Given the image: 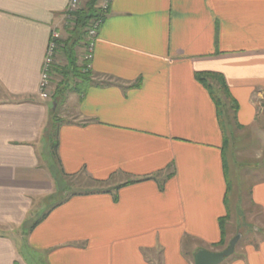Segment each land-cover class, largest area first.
I'll use <instances>...</instances> for the list:
<instances>
[{"label":"crops","instance_id":"crops-1","mask_svg":"<svg viewBox=\"0 0 264 264\" xmlns=\"http://www.w3.org/2000/svg\"><path fill=\"white\" fill-rule=\"evenodd\" d=\"M69 2L0 0V264H28L23 247L41 264H195L200 250L223 251L221 221L226 239L228 227L239 228L226 165L231 129L196 75H221L239 106L234 130L255 127L264 0H114L94 48L100 85L63 104L71 117L60 123L58 167L55 109L39 84L55 31L57 58L67 56ZM81 174L111 185L55 192ZM249 182L245 201L264 219V178ZM240 249L225 264H264V239Z\"/></svg>","mask_w":264,"mask_h":264},{"label":"rangeland","instance_id":"rangeland-1","mask_svg":"<svg viewBox=\"0 0 264 264\" xmlns=\"http://www.w3.org/2000/svg\"><path fill=\"white\" fill-rule=\"evenodd\" d=\"M89 0H82L80 4L81 9ZM68 28V33L73 32L74 26L72 24L66 25ZM78 32L72 33L70 37V43L66 44L67 54H73L75 61H80L81 55L86 52V49H81L82 45L76 42V37ZM65 36V35H64ZM68 36V35H67ZM69 38V37H67ZM66 39V37H65ZM72 46V47H71ZM75 46V47H74ZM62 54V53H61ZM64 54V55H65ZM55 59V65L61 64L62 62H68V58L62 57ZM59 69L54 71L51 75L49 98L52 101L51 107L55 108V116L62 120L63 116L66 115L70 118L71 115L67 114L66 109H63V104L66 102L67 97L70 93L77 91V84L79 79L75 77V73L72 67L78 66H58ZM72 68V69H71ZM264 103L261 105L264 112ZM71 114L74 113L72 106H68ZM64 111H66L64 113ZM259 113V118L253 129H246L242 132L230 131V150L226 152V165H227V176L229 181H231V193L229 194L230 199V210L231 213L235 214L237 211V224H232L229 228V234H227V239L225 238V243L228 244L234 237L241 234V240L236 246L237 252L241 249L246 242L247 243H258V241L264 239V219L254 208L251 209L249 201H245L246 190L248 189L250 180H258L264 178V113ZM68 115V116H67ZM239 150L238 153H236ZM240 154V155H238ZM238 155V158H237ZM59 167V166H58ZM57 167V168H58ZM110 183L103 185L93 183L90 178L81 174L69 179H60L58 185L55 187V192H58L60 197L65 195H72L74 193H86L96 190H102L110 187ZM62 199V198H60ZM48 201L52 203L55 201ZM237 200V202H236ZM48 206H44L40 209L37 217H41L46 211H48ZM250 208V209H249ZM234 218V216H233ZM218 248V247H215ZM223 248H218L216 251L222 250ZM21 256L26 260L28 264H41L38 259L33 257L25 247L21 249ZM37 259V261H35ZM228 259L223 262L224 264ZM222 263V264H223Z\"/></svg>","mask_w":264,"mask_h":264},{"label":"trees","instance_id":"trees-1","mask_svg":"<svg viewBox=\"0 0 264 264\" xmlns=\"http://www.w3.org/2000/svg\"><path fill=\"white\" fill-rule=\"evenodd\" d=\"M99 3H100V0H89L85 4V6H83V8L79 9L74 14V17H75L74 24L75 25L73 27L74 30H72L73 32H71V33L78 32L77 33L78 36L76 37V39H77L76 42L81 44L82 45L81 47L82 48L84 47L86 49V52L83 55L82 64H77V61H75V59L73 57L74 55L69 53V55H67V58H68V65L67 66H78V67H72V68H73V71L75 73V77L77 79H79V81H80L76 87L77 91H79V92L80 91L84 92L90 86L100 85V84H96L93 80L94 77H93V74L91 73L92 66H91V69H89L87 66L88 63L84 60V57L87 53L89 43H90L89 29L91 28L92 21L94 19L101 18L102 19V25H103L106 18H107V14L106 15L101 14V11L99 9ZM72 36H74V35H72ZM67 43H70V38H69ZM61 48H62V46H61V42H60V49ZM63 49H66V47H64ZM57 68H59L57 65L53 66V73L52 74H54V71ZM196 80L205 87V89L208 91L209 95L213 99V101L216 105V108H217L218 117H219L221 125H225V128L230 127L231 130L232 129L234 130V128H235L234 116L236 115L239 106H238L237 101L232 97L224 78L221 75L214 74V73H201V74L196 75ZM138 86H139L138 84L135 85V87H138ZM263 107H264V105H263ZM60 123H61V120H59V118L57 116H55L54 122H53L52 133H51V140H52L51 151H52V155L55 158V160L57 161V164L59 165V167L61 166L59 155H58ZM61 173L63 174V176H65V174L62 170H61ZM90 180L95 184L102 185V182H100V181H97V180H94L91 178H90ZM134 183H137V181L129 182L126 185L134 184ZM163 187H164V185L161 184V188H163ZM101 191H103V190H96V191L86 192V193H81V192L80 193H74V194L70 195V197L77 196V195H89V194L99 193ZM66 200L67 199H63L62 201L64 202ZM63 202H60V204ZM45 217H46V215L43 216L40 220H38L32 226L31 229L36 227ZM225 223H226V219L221 221L220 225H221V231H222V240H221V244L219 246H216V247H222V246L226 245V243H225V238H226Z\"/></svg>","mask_w":264,"mask_h":264},{"label":"built area","instance_id":"built-area-1","mask_svg":"<svg viewBox=\"0 0 264 264\" xmlns=\"http://www.w3.org/2000/svg\"><path fill=\"white\" fill-rule=\"evenodd\" d=\"M82 0H70L69 5L67 7L65 13V21L67 24L75 25V17L74 14L79 10L80 4ZM114 0H100L99 9L102 15L108 14L111 5ZM102 26V19L97 18L92 21L91 28L89 29V47L87 53L84 57V60L88 63V68L91 69L92 61L94 57V48L95 42L98 36L99 29ZM60 42L61 36L60 33L55 31L51 36V41L49 43L47 54L45 58V62L43 65L41 79L39 84V95L42 98H46L50 91V82H51V75L53 73V66L55 65V59L58 56L59 49H60Z\"/></svg>","mask_w":264,"mask_h":264},{"label":"water","instance_id":"water-1","mask_svg":"<svg viewBox=\"0 0 264 264\" xmlns=\"http://www.w3.org/2000/svg\"><path fill=\"white\" fill-rule=\"evenodd\" d=\"M56 108L54 104V109ZM241 240V234L234 237L228 246L220 252H210L200 250L194 257L195 264H222L227 258L231 257L236 250V246Z\"/></svg>","mask_w":264,"mask_h":264}]
</instances>
